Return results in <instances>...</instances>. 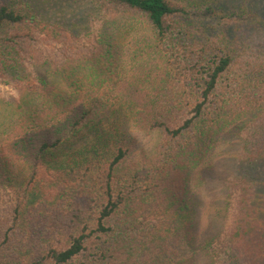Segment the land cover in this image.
I'll return each mask as SVG.
<instances>
[{
    "label": "trees",
    "instance_id": "obj_1",
    "mask_svg": "<svg viewBox=\"0 0 264 264\" xmlns=\"http://www.w3.org/2000/svg\"><path fill=\"white\" fill-rule=\"evenodd\" d=\"M84 1L0 0V264H264V0Z\"/></svg>",
    "mask_w": 264,
    "mask_h": 264
},
{
    "label": "rangeland",
    "instance_id": "obj_2",
    "mask_svg": "<svg viewBox=\"0 0 264 264\" xmlns=\"http://www.w3.org/2000/svg\"><path fill=\"white\" fill-rule=\"evenodd\" d=\"M37 1V0H36ZM41 5H44L45 10L52 15L64 16L67 20H72L75 15H79L78 11H83V6L85 5L84 0H38ZM70 17V18H69ZM73 17V18H72ZM78 18V17H77ZM19 98V92L17 89H14L12 86L4 83H0V139L1 136L8 132L11 127V118L9 116V109L13 107V101ZM143 141H145L144 137H142ZM230 153L224 154L223 156H219L214 160L215 170L211 173V177L208 179V188L201 189L199 191L200 199H202L203 203L199 204L196 202L195 211L196 221L194 220L197 228H193V232L197 229L204 228L206 222H208L212 215H208V205H211L210 199L211 197H216L220 193V189L222 187V182L226 178L234 175L235 170V160L232 157L228 156ZM190 254V253H188ZM195 256H199L196 259L194 264H207L205 257L200 254H196Z\"/></svg>",
    "mask_w": 264,
    "mask_h": 264
}]
</instances>
